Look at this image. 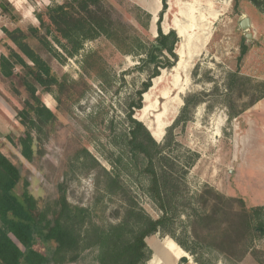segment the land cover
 Wrapping results in <instances>:
<instances>
[{
  "label": "rangeland",
  "instance_id": "1",
  "mask_svg": "<svg viewBox=\"0 0 264 264\" xmlns=\"http://www.w3.org/2000/svg\"><path fill=\"white\" fill-rule=\"evenodd\" d=\"M106 2L117 19L135 27L145 40L158 35V26L164 32L175 29L180 37L176 65L162 69L153 79L152 86L141 96L142 108H131L139 101L142 83L150 73L137 68L145 54L125 55L104 35L85 40L78 50L65 42L74 50L73 56L57 45L60 57L41 50L56 75L69 80L81 79L83 60L98 51V74L90 80L91 88L66 112L57 109L54 94L40 90L45 105L58 115L41 160L35 164L25 160L19 147L6 138L8 133L0 132L2 152L22 165L29 190L38 199L54 198L57 183H63L68 200L94 207L99 221L120 220L125 207L133 201L158 218L162 211L148 192L144 157L133 159L128 146V113L133 109V117L164 145L167 129L180 114L184 97L202 92L206 102L193 111L192 120L175 126L173 139L163 152L168 158L155 159L173 174L168 203L170 230L196 254L159 231L147 237L151 249L147 264H167L172 258L167 257L168 249L174 252L177 264H198L197 257L206 264H264V234L250 235L243 226L252 207L264 206V97L253 102L264 90L258 85L264 82L263 10L250 0H239L238 7L235 0H166L165 7L163 0ZM32 4L36 5L34 12L22 22L23 27L34 22L38 25L35 12L47 6L37 5L36 0ZM147 13L151 19L145 29ZM245 17L251 21L248 29L240 25ZM9 27L15 25L9 23ZM248 34L252 36L248 38ZM242 40L250 48L240 69L253 81L248 95L233 94L238 109H246L230 120L221 92L225 72L236 69L235 57ZM6 46L0 41L2 51L8 52ZM83 75L89 79L86 73ZM1 89L12 97L11 104L0 99L13 122L9 133L15 137L25 134L26 128L20 124L14 107H23L27 92L22 87L20 94H15L10 83L0 81ZM32 133L37 135L35 130ZM107 172L120 176L122 189L117 193L106 191ZM22 190L20 182L16 191ZM258 220L264 222V212L252 221L256 231ZM97 253L95 249L85 250L81 259L72 264H97ZM183 256L186 263L180 261Z\"/></svg>",
  "mask_w": 264,
  "mask_h": 264
},
{
  "label": "trees",
  "instance_id": "2",
  "mask_svg": "<svg viewBox=\"0 0 264 264\" xmlns=\"http://www.w3.org/2000/svg\"><path fill=\"white\" fill-rule=\"evenodd\" d=\"M163 1L165 7L166 0ZM250 1L264 12V0ZM238 5L239 0H235V7ZM0 7L10 14L12 20H18L11 14V4L7 0H0ZM35 16L38 25L3 28L5 36L2 42L7 45L8 52L0 55V78L10 83L15 94H20L22 87L28 94L22 108L14 107L20 124L26 128L25 134L15 137L8 133L6 138L19 147L24 159L32 164L45 155V143L58 120L57 113L45 105L40 90L54 94L57 109L66 112L91 88L90 80L98 74L100 64L98 51L91 52L82 64L83 74L86 73L89 79H84L83 74L79 80L59 78L41 50L60 57L57 45L73 56L74 50L81 49L85 40L104 35L125 55L145 54V57H140L137 68L147 69L150 73L142 83L139 101L134 102L131 108L143 107L141 96L152 86L153 79L161 74L162 69L175 66L179 59L177 46L180 37L175 29L164 32L158 26V35L145 40L135 27L114 16L106 0H64L38 9ZM150 19L151 14L147 13L143 24L145 29L149 28ZM65 42L74 50H70ZM249 48L242 40L239 54L235 57L236 69L225 72L221 95L227 102L225 106L230 120L246 109H238L233 94H249L248 86L253 80L240 69ZM258 85L263 87L264 82ZM201 95L199 92L184 97L180 114L167 129L164 145L156 141L142 121L133 117V109L128 113V146L133 159L144 157V171L149 175L148 192L162 211L158 218H153L133 201L125 207L120 220L99 221L94 207L75 205L68 200L63 183H57L54 198L38 199L29 190L30 182L23 175L22 165L15 163L0 148V264H72L78 262L88 249L98 251L97 264H147L151 257L147 237L159 231L171 235L183 249L195 255L194 249L170 230L172 218L168 203L172 195L173 174L155 159L168 158L163 152L173 139L175 126L186 125L192 120L193 111L206 102ZM2 96L11 104L7 96ZM263 97L264 90L253 102ZM32 130L37 135L34 136ZM107 181L108 193L114 194L122 189L119 174L107 172ZM20 182L23 183L22 193L16 191ZM263 212L264 206H255L246 214L243 226L250 235L264 234L262 220L256 224L258 231L252 225L254 218L262 216ZM180 261L186 263L187 258L183 256ZM195 261L206 264L201 257Z\"/></svg>",
  "mask_w": 264,
  "mask_h": 264
},
{
  "label": "crops",
  "instance_id": "3",
  "mask_svg": "<svg viewBox=\"0 0 264 264\" xmlns=\"http://www.w3.org/2000/svg\"><path fill=\"white\" fill-rule=\"evenodd\" d=\"M7 1L11 4V11H13V14L17 16L18 22L16 20L15 21L11 20L10 14L3 12L0 7V41H2V39L5 36L3 28L6 27L12 29L9 27V23L15 25V27L16 26L23 27L22 22H24L27 16L32 15V13L34 12V7L36 6L32 4V0H7ZM36 1H37V5H40L41 3L50 5L52 3L63 2V0H36ZM34 18L37 19L36 16ZM30 22L33 23V21ZM33 24L35 25V22ZM1 54H7V52L2 51L0 49V55ZM0 81L4 82L1 78ZM1 93L7 96L8 98L12 99V97L8 94V92L5 93L2 89L0 91V99L2 100L4 99ZM12 128H13V122L10 120L9 114L6 112L4 105H0V132L7 134L11 131Z\"/></svg>",
  "mask_w": 264,
  "mask_h": 264
},
{
  "label": "water",
  "instance_id": "4",
  "mask_svg": "<svg viewBox=\"0 0 264 264\" xmlns=\"http://www.w3.org/2000/svg\"><path fill=\"white\" fill-rule=\"evenodd\" d=\"M240 25H241V27L243 28V29H248L249 27H250V25H251V21H250V18H248V17H245V18H243L242 20H241V22H240ZM252 35L251 34H248V38L249 37H251ZM148 128V127H147ZM148 130H150L149 128H148ZM155 138V137H154ZM156 140H158L157 138H155ZM172 241H174L173 239H172ZM174 243H176L177 244V242H175L174 241ZM178 246H179V244H177ZM171 255L169 254V256H167V257H170Z\"/></svg>",
  "mask_w": 264,
  "mask_h": 264
},
{
  "label": "bare ground",
  "instance_id": "5",
  "mask_svg": "<svg viewBox=\"0 0 264 264\" xmlns=\"http://www.w3.org/2000/svg\"><path fill=\"white\" fill-rule=\"evenodd\" d=\"M173 250H175V245L172 244V246H170ZM169 254L171 255L172 258L169 259V262L167 261V264H177V260H175L174 258V252L171 249H168V254L167 256H169Z\"/></svg>",
  "mask_w": 264,
  "mask_h": 264
}]
</instances>
